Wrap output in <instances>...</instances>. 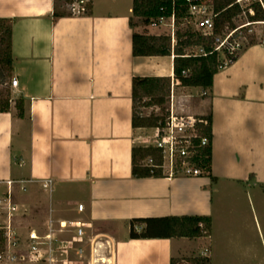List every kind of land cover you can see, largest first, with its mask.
I'll return each mask as SVG.
<instances>
[{
	"label": "crops",
	"instance_id": "obj_1",
	"mask_svg": "<svg viewBox=\"0 0 264 264\" xmlns=\"http://www.w3.org/2000/svg\"><path fill=\"white\" fill-rule=\"evenodd\" d=\"M115 1L98 7L91 0L87 13L54 19V0H0V18L11 21L10 74L17 81L9 111L0 112V193L11 181L36 216L87 221L86 238L107 246L99 251L112 264L130 257L126 244H135L141 264L196 256L206 264H264V42L248 44L224 64L211 88L189 87L206 92L190 113L211 117L215 180L203 173L136 178L131 150L144 147L135 140L145 127L132 125V79H173L174 58L134 56L132 32L157 36L164 24L131 27L132 1ZM234 197L242 230L236 247L220 249L215 220L222 214L229 226ZM167 215L210 216L211 232L129 238L131 219ZM194 243L203 247L198 255L186 248Z\"/></svg>",
	"mask_w": 264,
	"mask_h": 264
},
{
	"label": "trees",
	"instance_id": "obj_2",
	"mask_svg": "<svg viewBox=\"0 0 264 264\" xmlns=\"http://www.w3.org/2000/svg\"><path fill=\"white\" fill-rule=\"evenodd\" d=\"M254 14L249 16L251 20H261L262 15H258V9L253 7ZM132 16L140 18L142 23L147 25L152 19L174 17L176 23L180 20L189 22L186 9V0H132ZM214 11L217 16L214 19L213 33L203 36L195 31L190 23L186 24V29L181 32L179 28L175 30L176 42L174 45L173 76L183 87H200L203 90L211 88L214 74L224 65L226 60L234 61L238 54L230 56L226 53L225 60L218 61V51L214 50L215 38L224 32L235 28L232 18L241 13L238 5L232 0H215ZM71 13L60 12L56 8L54 0L53 18L70 16ZM130 26L133 27L132 18ZM12 27L9 19L0 18V85L6 82V77L10 76L12 67L11 53ZM132 54L134 56H166L170 55V36L149 35L132 32ZM264 42V41H263ZM201 47L205 55L183 56V50L187 47ZM186 71V74H183ZM169 79L164 77H140L134 76L132 79L131 98L133 103L132 125L137 127H155L162 121L165 112V99L163 96L166 83ZM140 93L148 96V101H143L142 106L160 107V115L141 116L136 111L138 101L142 98ZM10 93H3L0 90V112L9 111ZM18 115L22 116L21 101L16 102ZM209 124L203 126L201 134L209 138V145L198 148L196 164L201 168L202 173L209 176L211 181L215 177L210 174L211 162V117L207 115ZM197 142V141H195ZM152 157L153 164L144 162L147 157ZM162 163L159 151L153 147L133 146L131 150V172L136 178L161 177L163 171L160 167ZM211 232V217L205 215H167L161 217L134 218L129 221V238L131 239H167V238H189L194 239L207 236ZM1 249V239H0ZM172 262V261H171ZM205 256L194 260L195 264H206Z\"/></svg>",
	"mask_w": 264,
	"mask_h": 264
},
{
	"label": "built area",
	"instance_id": "obj_3",
	"mask_svg": "<svg viewBox=\"0 0 264 264\" xmlns=\"http://www.w3.org/2000/svg\"><path fill=\"white\" fill-rule=\"evenodd\" d=\"M83 2V1H81ZM233 4L239 6L244 10L248 8L254 14L256 6L261 14L264 15V0H232ZM215 0H186V9L188 13L189 23L192 28L202 34L209 36L213 33L214 19L217 12L214 11ZM84 10L83 7L80 8ZM252 14V15H253ZM262 15V16H263ZM159 23L164 18H158ZM171 19L170 40L171 46L175 43L174 17ZM264 24V18L261 20H252ZM157 24V23H150ZM247 25H242L241 28ZM235 27L229 30L223 38H215V51L225 50L230 56H235L242 48L238 43H232L231 38L238 31ZM197 51L188 55H205L204 49L196 47ZM172 57H175L174 50H172ZM231 62L226 60V63ZM186 74V71H183ZM172 88L175 83H178L173 76ZM17 81L11 80V85L16 86ZM206 95L205 91L201 92V96ZM165 116L162 121H159L157 126L151 127V135L142 138L141 144L144 147H153L157 149L161 155L163 168V160L169 163V173L174 174L176 171L184 176H200L202 170L197 166L198 148L209 145V138L201 134L203 126L209 124L206 115H196L190 112L178 111L174 104L173 92L171 91L170 101L165 108ZM197 141V142H195ZM147 164L152 165V157H147ZM178 169L174 171L173 166ZM163 171V169H162ZM51 180L42 182V188L47 189ZM21 191L25 188L20 186ZM15 192L11 187V181L7 182V189L0 193V262L12 263H46L50 264L53 261L55 250L59 246V235L63 231L71 232L69 235V243L75 244L74 254L82 257V253L86 247L88 248L87 260H75L65 258L62 264H112L109 257L101 255L99 249H107L103 243L92 238H86V229L91 227V224L81 219H59L54 220L48 217L45 221L44 227L29 226L26 228L25 235L17 227L16 219L19 216L20 208L24 207L15 198ZM78 211L83 210V205L78 204ZM36 214V211H34ZM106 244L108 242L106 241ZM67 252V250H63Z\"/></svg>",
	"mask_w": 264,
	"mask_h": 264
},
{
	"label": "rangeland",
	"instance_id": "obj_4",
	"mask_svg": "<svg viewBox=\"0 0 264 264\" xmlns=\"http://www.w3.org/2000/svg\"><path fill=\"white\" fill-rule=\"evenodd\" d=\"M83 1V2H81ZM100 4L98 7H104L106 6V2L108 3L109 0H97ZM115 1V0H112ZM124 2L127 4L131 3L132 0H117V4L119 5L121 2ZM121 3L120 5H123L124 3ZM91 0H56V8L60 12L64 13H71L74 15L78 14H83L87 13L89 7H90ZM108 6H111V4H107ZM115 6V4L112 3V7ZM117 6V5H116ZM81 7L84 8L83 11H81ZM253 9V7H252ZM258 9V8H257ZM259 10V9H258ZM253 13L250 12L248 8H245L244 10L241 11L238 15L232 18V22L234 23L235 27L239 28L238 31L234 34V37L231 38L232 43H238L240 45V48H244L248 44L251 43H257V42H263L264 41V24L254 21L249 18ZM258 15L261 16L260 11H258ZM264 18V15L262 16ZM133 24L140 26L141 29L144 26L142 23V20L137 17L132 18ZM159 23V19H152L151 23ZM164 27L162 28V33L161 35H168L170 36L171 32V19L170 18H164L162 20ZM189 23L186 20H180V23H176L174 21V30L177 28L180 29L181 32H183L186 29V24ZM190 25V24H189ZM242 25H247L243 28H241ZM228 32V30H224L223 33L218 35V37L223 38L225 34ZM175 42H176V37H175ZM170 54L172 50H174V47L171 45V40H170ZM175 45V43H174ZM197 51V48L194 46L187 47L183 50V53L189 54V53H194ZM224 50H219L218 53V61L219 63L223 62L225 60V54L223 52ZM168 79V78H166ZM172 81L171 79L166 83V87L163 92V96L165 99L164 107L166 108L168 106V102L170 101V95L171 91L173 92V97H174V104L178 111H183V112H191L194 108L197 107L198 103H200V93L197 92L196 90L189 88V87H183L175 83L174 81V86L172 88ZM0 90L3 93L9 92L10 93V99H11V74L10 76L6 77V82L2 83L0 85ZM141 95V102L138 101L137 103V108L136 111L139 113L141 116H149V115H160V107L158 106H151V107H144L142 106L143 101H148V96L144 95L143 93H140ZM15 100H13L14 102ZM18 101V100H17ZM140 135H143L144 137L147 135H151V127H145L144 130L140 133ZM140 135L136 136L138 139L135 140L136 143H141V138ZM145 163H148L147 160H144ZM174 171L178 169L177 164L176 166H173ZM163 173L167 174L169 173V163L168 161L163 160ZM176 175H181L176 171L174 173ZM2 190L4 189L1 187ZM17 193V192H16ZM217 195V194H216ZM16 201H18L21 205L23 204L24 207L20 208L19 216L16 219V225L17 227L23 232V237L25 235L26 228L29 226H34L37 228H42L44 227L46 216L45 214L40 213L39 216L35 215L36 209L33 211V209H30V206L28 205L27 200H22L17 194H15ZM216 196V200H217ZM232 202L235 205L233 209V214L230 215V224L227 226V221L226 223H223V218L222 214H217L216 220H215V226L213 229V234H214V239L216 242V246L221 249L223 245L229 246V247H236L237 246V237L239 233L241 232L240 228V223L238 220V217H241L237 210V199L236 197L233 198ZM29 206V207H28ZM39 212V211H38ZM52 219L54 220H59L65 217H59V216H51ZM65 219H72V218H65ZM71 232L63 231L59 235V246L58 249L55 250V253L53 255V261L50 264H62V261L66 258L69 259H75V260H83L86 262L87 260V250L84 249L82 253V257L78 258V255H75L74 250H75V244L69 243V235ZM87 234L90 236L91 233L87 230ZM87 237V235H86ZM230 243V245H228ZM186 248L192 250V254L198 255L203 249V247H200L199 244L194 243L188 245ZM126 249L127 252L130 253V257H125L122 256L120 257L119 264H141V260L139 257V254L137 252L135 244L132 246L129 244H126ZM63 250H67V252H63ZM107 252V250H106ZM198 257L201 256H196V257H189V258H182V259H177L172 261L170 264H195L194 260L198 259ZM262 258L264 260V252H262ZM0 264H16L12 262H0ZM156 264H166V263H156Z\"/></svg>",
	"mask_w": 264,
	"mask_h": 264
}]
</instances>
